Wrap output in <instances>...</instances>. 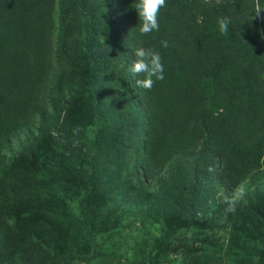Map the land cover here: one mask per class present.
Instances as JSON below:
<instances>
[{
  "label": "rangeland",
  "instance_id": "1",
  "mask_svg": "<svg viewBox=\"0 0 264 264\" xmlns=\"http://www.w3.org/2000/svg\"><path fill=\"white\" fill-rule=\"evenodd\" d=\"M228 1L214 35L252 36L239 54L264 97V0ZM136 2L0 0V264H264V114H238L220 78L187 65L197 0L160 10L193 21L170 30L178 44L159 19L142 35ZM137 47L162 59L151 90L127 70Z\"/></svg>",
  "mask_w": 264,
  "mask_h": 264
},
{
  "label": "trees",
  "instance_id": "2",
  "mask_svg": "<svg viewBox=\"0 0 264 264\" xmlns=\"http://www.w3.org/2000/svg\"><path fill=\"white\" fill-rule=\"evenodd\" d=\"M197 2L202 8L206 10V12H208L206 19L203 16V19L199 20L201 26H199V23L197 22L194 24V26H192V31L197 35L196 38L198 40L195 42H190L189 40V44L193 43V55L192 58L187 62V65H191L193 71H198L199 73L209 71L212 72L213 76L220 78L222 87L220 90H224V92L229 96L235 94V99H238L239 102L233 106L236 110H238V114L247 115V110H251L252 114H261L262 116L264 114V97L260 95V83L254 81L252 84V82L248 81L251 80L248 74H252L254 60L252 59L251 61L247 62L246 54H244V56H241L243 53L239 54L240 46H249L252 44V36L247 37V42L249 43L246 44V42L244 43V41L238 38L239 34L237 32L230 31L229 33L233 40L230 42H220L217 40L218 37L216 34L214 35L213 24L217 23L218 19L223 17L222 12H227L226 6L229 1L197 0ZM244 4V10L247 11V18L245 20H247V23H250L251 25V23L253 24V14L251 13L253 10L249 12V7L251 6L246 3ZM178 5L181 4L178 3ZM236 6H238V9H240L243 6V3L238 2V5ZM168 18H173L176 21L172 23L173 26L171 29L164 26V23ZM158 19L162 24V35L164 36V39L167 40V35L169 34L172 36L175 44L180 43L181 39H185L183 30L175 31L172 34L169 33L170 30L176 28L175 24L178 22L180 27H190L193 24V21L188 18L185 11H179L173 16L168 13H161V15L158 16ZM189 20L192 23H188L186 25ZM180 23H182L183 26ZM207 23L210 25H207ZM250 28H252V26H250ZM200 31L203 32L199 33ZM198 35H202L206 38L203 39L198 37ZM204 54L206 57H202ZM199 56H201L203 59H200ZM245 85H247L250 89L246 92L244 97L241 98V86L243 87ZM235 90L240 91L239 96L236 94L237 91ZM234 133V130H232L230 134L232 135ZM226 136L228 138L230 137V135L227 134Z\"/></svg>",
  "mask_w": 264,
  "mask_h": 264
},
{
  "label": "clouds",
  "instance_id": "3",
  "mask_svg": "<svg viewBox=\"0 0 264 264\" xmlns=\"http://www.w3.org/2000/svg\"><path fill=\"white\" fill-rule=\"evenodd\" d=\"M165 6L166 0H137L134 9L138 14L140 21L139 32L142 35L159 31L158 16L161 8ZM261 12H264V7H260L257 2L254 13L256 16H260ZM230 22V19L227 17L218 19L217 23L222 34L226 35L228 33V25ZM161 45L165 48L169 46L167 41H161ZM133 54L135 59L131 62L127 70L136 76L143 75V78L135 81L137 87L151 90L155 81L164 79V66L161 56L159 52L144 47L134 48ZM212 170L211 168L209 169V171ZM245 195L246 188L244 185H239L230 196L225 195L223 199V203L227 205L225 212L234 213L236 211V205L244 200Z\"/></svg>",
  "mask_w": 264,
  "mask_h": 264
}]
</instances>
